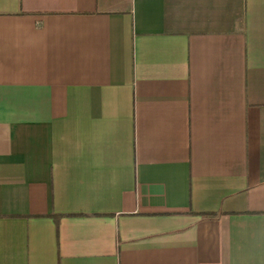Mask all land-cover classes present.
Here are the masks:
<instances>
[{
  "label": "crops",
  "instance_id": "0c3cea01",
  "mask_svg": "<svg viewBox=\"0 0 264 264\" xmlns=\"http://www.w3.org/2000/svg\"><path fill=\"white\" fill-rule=\"evenodd\" d=\"M0 264H264V0H0Z\"/></svg>",
  "mask_w": 264,
  "mask_h": 264
},
{
  "label": "trees",
  "instance_id": "16d2710c",
  "mask_svg": "<svg viewBox=\"0 0 264 264\" xmlns=\"http://www.w3.org/2000/svg\"><path fill=\"white\" fill-rule=\"evenodd\" d=\"M52 217H53V219H54L55 223L57 224V223H58V219H59L60 215H53Z\"/></svg>",
  "mask_w": 264,
  "mask_h": 264
}]
</instances>
